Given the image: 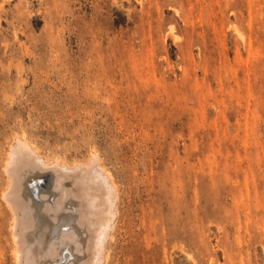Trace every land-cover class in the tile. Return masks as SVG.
<instances>
[{"label": "rangeland", "instance_id": "374dc122", "mask_svg": "<svg viewBox=\"0 0 264 264\" xmlns=\"http://www.w3.org/2000/svg\"><path fill=\"white\" fill-rule=\"evenodd\" d=\"M19 142L116 185L105 264H264V0H0V264Z\"/></svg>", "mask_w": 264, "mask_h": 264}, {"label": "bare ground", "instance_id": "6f19581e", "mask_svg": "<svg viewBox=\"0 0 264 264\" xmlns=\"http://www.w3.org/2000/svg\"><path fill=\"white\" fill-rule=\"evenodd\" d=\"M34 151L19 142L5 162L8 184L2 196L13 216L16 263L105 264L117 213L116 185L93 162L73 166L56 160L49 163ZM35 195L44 200L42 204ZM37 208L47 216L38 218ZM71 210L72 221L64 227L65 213ZM53 232L57 237H51ZM66 246L78 254L75 260L63 255Z\"/></svg>", "mask_w": 264, "mask_h": 264}]
</instances>
